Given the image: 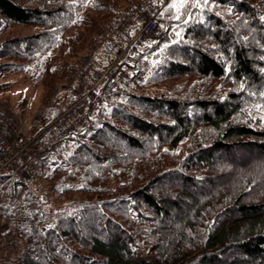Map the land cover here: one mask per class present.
Returning <instances> with one entry per match:
<instances>
[{"label": "trees", "instance_id": "obj_1", "mask_svg": "<svg viewBox=\"0 0 264 264\" xmlns=\"http://www.w3.org/2000/svg\"><path fill=\"white\" fill-rule=\"evenodd\" d=\"M136 1L0 0V36L31 29L0 41V73L51 92ZM193 3L154 46L149 93L114 97L31 183L0 174V231L24 206L30 243L0 264H264V0ZM39 181L64 198L52 210Z\"/></svg>", "mask_w": 264, "mask_h": 264}, {"label": "built area", "instance_id": "obj_2", "mask_svg": "<svg viewBox=\"0 0 264 264\" xmlns=\"http://www.w3.org/2000/svg\"><path fill=\"white\" fill-rule=\"evenodd\" d=\"M157 0H143L98 28L87 54L69 70L66 82L53 88L33 111L0 98V174L11 173L20 184L36 179L39 163L51 155L71 153L74 137L88 128L114 97L139 93L157 64L145 58L150 46L167 38ZM16 227L0 231V260L29 248L21 236L27 214L17 207Z\"/></svg>", "mask_w": 264, "mask_h": 264}, {"label": "rangeland", "instance_id": "obj_3", "mask_svg": "<svg viewBox=\"0 0 264 264\" xmlns=\"http://www.w3.org/2000/svg\"><path fill=\"white\" fill-rule=\"evenodd\" d=\"M142 1L143 0H137L136 3H127V5L123 8V10H126V9L133 7V6H136ZM179 2H180V0H157L158 9L161 8L162 4L164 5V7L162 8V10L160 12V17L165 22L169 23L170 21L174 20V17L177 14V10L175 8L168 7V5L170 3L179 4ZM180 11H181V9H180ZM112 19H110V20H108L102 24H105V23L111 21ZM102 24H100L97 27L93 38L74 57L73 62L69 67V70L76 62H78L79 57L87 54L88 45L95 38V36L98 32V28L100 26H102ZM30 30L31 29H27L24 27H17L14 30H11V31L1 35L0 41L2 39H4L5 37L10 36V35L27 34L30 32ZM154 46H156V44L149 47V50L147 51L145 58L149 61H152V63L157 64L160 61V55L159 54H160L161 48H155ZM67 76H68V74H67ZM67 76L64 80H61V82H59V84H57L55 87L66 82ZM0 83L6 84V86H7L4 88L3 87L0 88V98H9L10 100L16 102L22 96H26V99H25L26 101H25L23 107L21 108V111H30V112L33 111L43 102L44 98L47 95H49V93H50V92L49 93L46 92V87L43 86V84L40 83L37 78L31 77L30 75L28 76V75L23 74V73H8V74L0 73ZM151 90H152L151 87L145 86L144 92L149 93V91H151ZM262 111H263V115H264V108L262 109ZM39 184H40V181H39ZM40 185L42 186L43 190L40 191L41 190L40 189L38 191V194L40 197L43 198V201H42L43 207L46 210L54 209L55 208L54 207L55 202L57 204V202H61L64 198H60V199H59V197L57 198V196H56L57 194L54 193L55 191L54 192L51 191L50 190L51 187L47 186V184L45 182L42 184V181H41ZM68 185L71 186V185H73V183L68 182ZM74 185H76V182H74ZM50 191L52 192V194H50ZM68 198H70V196H67V199ZM71 198L79 199V198H82V195L79 193L78 194L72 193Z\"/></svg>", "mask_w": 264, "mask_h": 264}, {"label": "snow or ice", "instance_id": "obj_4", "mask_svg": "<svg viewBox=\"0 0 264 264\" xmlns=\"http://www.w3.org/2000/svg\"><path fill=\"white\" fill-rule=\"evenodd\" d=\"M187 0H180L179 4H175V3H170L168 5V7L170 8H175L177 10V14L175 15L174 19L179 21L180 20V9L184 8L185 7V4H186ZM212 2H214V0H212ZM201 5L207 7L210 5V0H195V3L193 4H190L189 6L190 7H195V8H200ZM191 13H187L186 14V17L184 19V23H188L189 20L191 19ZM176 36L179 38L180 37V34L179 32L176 33ZM165 47H167V45H165Z\"/></svg>", "mask_w": 264, "mask_h": 264}]
</instances>
